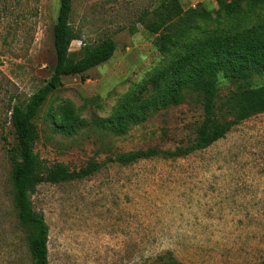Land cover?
Returning <instances> with one entry per match:
<instances>
[{
  "label": "rangeland",
  "instance_id": "rangeland-1",
  "mask_svg": "<svg viewBox=\"0 0 264 264\" xmlns=\"http://www.w3.org/2000/svg\"><path fill=\"white\" fill-rule=\"evenodd\" d=\"M158 2L71 0L69 21L77 39L70 57H80L83 44L106 38L116 48L109 60L62 76L34 119V150L45 164L63 163L70 171L99 164L79 178L41 182L30 193L48 225L49 264H162L169 254L182 264H264V112L184 156L113 161L118 153L186 145L202 120L190 87L181 98L160 102L183 42H165L162 51L160 33L138 21ZM179 2L184 10L201 4L210 11L208 20L194 23L190 39L251 30L264 16V8L243 5L242 15L226 17L221 9L232 0ZM58 7L59 0H0V264H31L13 205L9 108L25 102L52 74ZM262 83L264 68L247 79L218 74L217 94L222 99ZM65 105L73 120L61 124Z\"/></svg>",
  "mask_w": 264,
  "mask_h": 264
},
{
  "label": "trees",
  "instance_id": "trees-1",
  "mask_svg": "<svg viewBox=\"0 0 264 264\" xmlns=\"http://www.w3.org/2000/svg\"><path fill=\"white\" fill-rule=\"evenodd\" d=\"M232 1L231 5L221 9L223 15L229 18L242 15L243 5L251 9L264 8V0ZM71 5V0H59L53 26L55 64L52 74L25 102L13 104L9 108L15 140L8 149L13 205L18 224L26 232L31 264H49V261L48 225L43 215L34 210L30 193L41 182L58 183L79 178L99 167V164L94 162L79 171H70L63 163L47 165L34 150L39 137L34 119L50 93L60 88L61 77L82 74L109 60L116 48L115 41L106 38L95 46L83 44L80 57L72 59L69 47L71 42L77 39V35L69 21ZM149 13H152L153 17L145 22L143 18ZM209 18L210 11L204 5L198 4L194 8L184 10L179 0H159L152 10L142 13L138 21L149 32L160 33L162 51H166L165 42L176 46L183 42L182 53L171 62L170 83L160 97V102L165 104L181 98L182 89L190 87L199 98L202 120L195 127L193 139L186 145L177 146L172 151L150 147L118 153L113 161L126 165L158 154L184 156L209 146L249 116L264 112V83L229 91L222 99L217 94L218 74L225 78L247 79L253 71L264 68V16L255 20L256 25L251 30L232 34L213 31L190 39L189 32L194 23ZM134 30L135 28L131 29L132 32ZM72 120L71 108L63 106L61 124H68ZM124 121L121 123L123 127L126 124ZM166 258L162 264H182L171 254Z\"/></svg>",
  "mask_w": 264,
  "mask_h": 264
}]
</instances>
